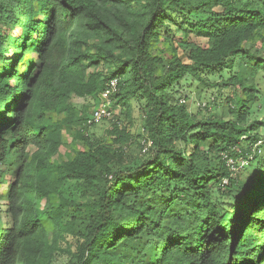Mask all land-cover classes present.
I'll use <instances>...</instances> for the list:
<instances>
[{
    "label": "trees",
    "instance_id": "16d2710c",
    "mask_svg": "<svg viewBox=\"0 0 264 264\" xmlns=\"http://www.w3.org/2000/svg\"><path fill=\"white\" fill-rule=\"evenodd\" d=\"M143 1L145 15L129 37L106 22L98 0L0 2V164L11 152L17 159L0 264H48L46 232L56 229L81 241L76 262L68 264H264V143L256 146L264 125L247 123L264 56L244 46L264 35V0ZM184 12L185 35L203 34L207 46L189 42L184 57L153 55L151 41L167 20L175 21L174 13ZM81 14L89 26L106 27L123 52L102 79L98 73L82 79L79 54L68 44L66 33ZM28 51L37 63L24 59ZM237 57L248 74L231 73ZM204 72L223 76L220 83L207 80L208 87L219 86L210 104L220 102L226 88L240 90V98L223 97L227 118L197 108L199 118L186 102L171 103L169 87L186 77L203 81ZM111 78L119 80L115 100L125 88L145 99L146 158L110 171V147L89 145L69 160L51 161L44 114L68 111V94L96 95ZM114 135L115 142L129 137L117 127ZM29 145L36 147L32 155ZM252 147V159L232 174L220 153L244 155ZM71 179L91 192L84 203L73 202L83 207L82 216L76 207L64 211V199L40 206Z\"/></svg>",
    "mask_w": 264,
    "mask_h": 264
},
{
    "label": "rangeland",
    "instance_id": "374dc122",
    "mask_svg": "<svg viewBox=\"0 0 264 264\" xmlns=\"http://www.w3.org/2000/svg\"><path fill=\"white\" fill-rule=\"evenodd\" d=\"M1 1L7 3L8 7L12 5L9 4V0ZM98 4H100L102 17L119 33H122L124 37H129L133 29L139 28V24L145 15L143 0H98ZM13 10L16 11V8L13 7ZM173 15H175V21L167 20L166 25L159 31L157 37L151 41L150 51L153 55L169 59L171 55L177 53L178 56L184 57L183 49H186L189 42L207 46L205 35H185L184 28L186 24L183 23V17L185 18L186 12L182 14L174 13ZM5 29L6 27L2 28L3 31ZM13 33L18 35L19 30L16 29ZM66 36L68 44L79 54L80 58L77 64L82 79L87 80L88 76L93 73L100 74L102 79V77L116 69V57L122 55L123 52L119 48L116 38L111 35L106 27L102 26V28L95 29L89 26L85 15L81 14L68 30ZM244 46L258 54V56H264V35H254L249 41L245 42ZM8 55L9 57L13 56L12 53ZM35 57L36 54L32 51H28L24 55V59L32 58L34 63H37ZM233 66V72L229 70L231 73H236L242 69H244V75L249 72L245 63L238 57L234 59ZM214 72H204L202 74L203 81L186 77L180 85L169 87L168 93L172 96L171 103H180L179 100L185 98L188 109L197 113L200 118L201 113L197 111L196 101H207L211 96L215 97L216 92L219 90V86L208 87L206 85L207 80L220 83L223 78V76ZM128 77L129 74L125 73L122 79L126 80ZM254 81L256 87H258V100L251 106L247 123L259 122L264 125V74L259 73ZM222 93L224 95L221 96V103L218 102L215 106L211 105L209 113L227 118L229 102L227 101V103L223 97L229 95V97L232 96L234 99L235 94L237 99L241 97V94L240 90L235 89L232 92L229 88H226ZM96 95L80 97L70 93L66 96L64 103L70 104L72 108H69L66 112L51 111L44 114L41 121L49 129V142L46 148L51 150V161L69 160L78 151L86 149L89 145L94 147L106 145L110 147L111 154L114 156V160L109 167L110 171L125 166L127 160L130 163L133 159L146 158L147 154L141 151L143 144L148 141L144 125L147 110L145 99L137 93H127V88H125L115 100V115L113 119L86 126L83 123L84 117L88 115L90 108L95 105ZM201 112L204 111L201 109ZM116 127L119 130H125L129 134L126 142L114 141V130ZM258 131L262 133L261 128H258ZM26 150L29 155H32L36 147L29 145ZM263 153L264 145L259 155ZM16 166L15 152H11L6 161L0 164V232H3L2 229L9 226L7 217H5L7 207L6 192L8 185L15 179ZM57 194L62 198H59ZM57 194L42 198L40 206L43 207L50 202L58 204L61 199H64L68 202L64 211L70 212L76 207L78 210L76 212L77 215L82 216L83 207L75 205L73 202L84 203L90 197L91 192L85 188L81 181L71 179L63 182ZM67 219L68 216L63 221ZM46 238L48 243L52 245L48 264L76 262L81 242L78 238L68 233H60L58 229L55 231L48 230Z\"/></svg>",
    "mask_w": 264,
    "mask_h": 264
},
{
    "label": "built area",
    "instance_id": "2783aa9c",
    "mask_svg": "<svg viewBox=\"0 0 264 264\" xmlns=\"http://www.w3.org/2000/svg\"><path fill=\"white\" fill-rule=\"evenodd\" d=\"M119 80L118 78H111L109 81L105 83V85L98 91L96 95V103L93 107L90 108V112L85 119L86 126L95 125L101 121L113 119L115 112H114V100L115 95L118 92ZM213 96H211L207 101H196V106L198 108L208 110L211 109L210 103L214 101ZM180 103H185V98H181L179 100ZM264 143V138L258 140L256 142V146ZM150 144V141H147L143 144L141 151L145 152ZM235 148V147H234ZM255 147L251 148L250 153H246L244 155H228L225 151H222L220 154L222 155L223 159L225 160V165L229 168L232 174L238 173L244 166L252 159L254 155ZM240 153V150H236ZM224 183H227V180H223Z\"/></svg>",
    "mask_w": 264,
    "mask_h": 264
}]
</instances>
